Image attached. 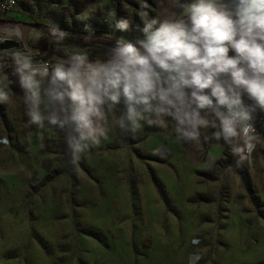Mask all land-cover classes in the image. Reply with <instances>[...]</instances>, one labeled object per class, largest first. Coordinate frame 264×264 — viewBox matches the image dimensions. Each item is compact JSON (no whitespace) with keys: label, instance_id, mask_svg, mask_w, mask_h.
Segmentation results:
<instances>
[{"label":"rangeland","instance_id":"1","mask_svg":"<svg viewBox=\"0 0 264 264\" xmlns=\"http://www.w3.org/2000/svg\"><path fill=\"white\" fill-rule=\"evenodd\" d=\"M178 8L177 0H18L0 24L28 23L43 36L33 39L42 50L108 59L118 41L140 46L145 20H172ZM125 20L128 27H119ZM94 30L101 36L88 37ZM9 40L18 42L15 34ZM37 79L42 127L29 123L31 102L18 76H0L9 96L0 102V264H264V137L246 160V152L233 153L243 141L221 138L216 168L194 172L208 146L199 129L192 147L198 157L181 161L191 170L188 181L197 183L190 208L173 199L152 205L162 152L147 150L139 134L121 149L85 158L71 148L74 124L50 139L45 131L59 127L49 120L59 102L47 95L48 77ZM137 181L143 191L135 200Z\"/></svg>","mask_w":264,"mask_h":264},{"label":"clouds","instance_id":"2","mask_svg":"<svg viewBox=\"0 0 264 264\" xmlns=\"http://www.w3.org/2000/svg\"><path fill=\"white\" fill-rule=\"evenodd\" d=\"M177 5L187 20H145L140 46L118 41L113 58L106 63L75 55L51 71L45 66L41 74L30 57L21 59L20 52L14 53L13 74L25 91L26 102H31L29 123L43 126L37 77H48L52 87L47 95L59 102L56 113L62 114L61 118L54 113L50 123L61 129L74 124L81 141L100 144L99 137L106 135L100 122L106 123L107 111L123 97L133 130L141 127V120L165 126L161 117L166 116L183 138L197 141L199 129L211 125L219 128L213 134L217 140L243 139L233 153L246 152L240 159H249L257 137L250 134L255 130L248 121L257 107L264 110V0H192L185 4L177 0ZM119 27L127 28V21ZM3 31L7 34L0 36V43L14 34L23 43L18 25ZM61 85L66 87L61 89ZM245 94L253 104L244 103ZM8 100L7 92L0 90V102ZM120 124L123 127V120Z\"/></svg>","mask_w":264,"mask_h":264},{"label":"crops","instance_id":"3","mask_svg":"<svg viewBox=\"0 0 264 264\" xmlns=\"http://www.w3.org/2000/svg\"><path fill=\"white\" fill-rule=\"evenodd\" d=\"M191 2L192 0H187L185 3ZM225 2H227V0H225ZM182 11L183 10L179 7L172 20H187L186 16L181 15ZM243 100L246 105L254 103L246 94L244 95ZM255 111H261L264 113V110H261L258 107ZM126 113L127 105L124 98L121 97L119 102L114 105L113 109L107 111L106 123L104 121L100 122L106 130V135L99 137L100 144L94 145L90 140L81 141L79 140V134L77 133L78 136L76 138L72 137L70 142L72 150L80 151L82 157L85 158H98V155L101 154V152L112 151V149H121V143L125 146L128 138H135L136 135L140 134L146 139L144 147L147 150H154L156 153L162 152V155L165 156V167L161 168L157 174V178H160L161 183H158L153 179L152 188L150 187L152 189L151 204L162 207L163 204H165L164 201L167 204V200L169 201V199H173L174 203L181 209H185V207L186 209L188 207L190 208V197L195 193V190L197 191V183L192 184L188 181L189 176L191 175V170L184 166L185 162L190 161L192 163V157H198V155L195 154V149H192V147H194L193 144L196 146V142L187 140L182 137L181 133H177L175 131V122L171 117L166 116L161 117V119L164 120L165 126H160L159 123L148 126L147 122L143 120L140 130L136 132V130H133L131 122L127 119ZM150 118L154 120L156 119L154 114H152ZM121 120H123V127H121L120 124ZM200 129L202 135H204V140L208 141V146L204 158L201 159V161L197 160L194 162V172L212 171L216 168L217 163L224 154V144L221 140L223 137L217 140L213 135V131L216 132L219 130L218 127L213 128L209 125L206 128L201 127ZM206 130H209L210 132L207 134L205 133ZM45 132L53 134L52 137H49L50 139H56L60 135V127H57L55 130L48 128ZM178 136L181 137L179 140L177 139ZM77 144L79 145V150H77ZM181 161L184 163V166ZM134 190L138 194L137 198L135 197L134 199L138 200L141 197L143 185L137 181L134 185ZM161 196H164L163 199L165 200H163ZM134 203L137 204L136 202ZM126 204H130V202H126Z\"/></svg>","mask_w":264,"mask_h":264},{"label":"built area","instance_id":"4","mask_svg":"<svg viewBox=\"0 0 264 264\" xmlns=\"http://www.w3.org/2000/svg\"><path fill=\"white\" fill-rule=\"evenodd\" d=\"M18 5V0H0V14L1 15H9L10 13H13L16 11ZM19 30L24 32L23 27H19ZM31 31V32H30ZM28 43L32 46H35L33 43L34 38H42L43 36L34 34L33 29H28ZM31 33V35H30ZM3 43V42H2ZM16 52H20L21 59H23L24 56H28L31 59L32 65L34 68H36L39 72L43 73V69L45 66H48L50 68L57 66L60 62L53 60L52 58H48L41 54L40 52L20 47V48H10V49H0V76L1 75H7L10 78H15L17 75L13 74V70L15 67L14 64V56L13 54ZM52 54L56 53L53 51H50ZM252 119L248 121L253 128L254 132L250 133L251 135H255L257 139L264 137V113L261 111H255L251 113ZM243 141V139H236Z\"/></svg>","mask_w":264,"mask_h":264},{"label":"water","instance_id":"5","mask_svg":"<svg viewBox=\"0 0 264 264\" xmlns=\"http://www.w3.org/2000/svg\"><path fill=\"white\" fill-rule=\"evenodd\" d=\"M14 25H18L19 27H23L25 30L23 32V43L21 44L20 42L17 41H13V40H7L3 43H0V49H10V48H20V47H25L37 52H40L41 54H43L44 56L48 57V58H52L55 61L58 62H62V61H70L71 58H68L66 56L54 53L52 54L50 51H46V50H42L40 48H38L37 46H32L28 43V29L30 27V25L26 22H9V23H4V24H0V29H4L6 27L9 26H14ZM112 58H108V59H88V62H98V63H106L108 60H110Z\"/></svg>","mask_w":264,"mask_h":264},{"label":"trees","instance_id":"6","mask_svg":"<svg viewBox=\"0 0 264 264\" xmlns=\"http://www.w3.org/2000/svg\"><path fill=\"white\" fill-rule=\"evenodd\" d=\"M102 34V31L100 30H94V31H91V32H88V37L90 38H94V37H97V36H101ZM118 45V44H117ZM229 55H234L233 52H229ZM88 59H94V57H90ZM223 79H227V77H222ZM62 89V88H61Z\"/></svg>","mask_w":264,"mask_h":264},{"label":"bare ground","instance_id":"7","mask_svg":"<svg viewBox=\"0 0 264 264\" xmlns=\"http://www.w3.org/2000/svg\"><path fill=\"white\" fill-rule=\"evenodd\" d=\"M20 32H21V33H22V35H23V31L21 30Z\"/></svg>","mask_w":264,"mask_h":264}]
</instances>
